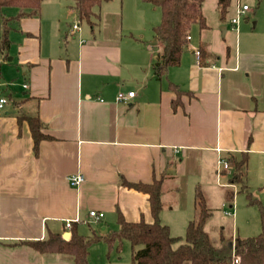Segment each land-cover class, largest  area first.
I'll return each instance as SVG.
<instances>
[{
  "label": "crops",
  "instance_id": "crops-1",
  "mask_svg": "<svg viewBox=\"0 0 264 264\" xmlns=\"http://www.w3.org/2000/svg\"><path fill=\"white\" fill-rule=\"evenodd\" d=\"M236 1L224 21L217 0L213 27L203 13L204 0L205 29L198 39L190 31L180 64L161 79L154 64L162 45L154 36L123 33L106 19L103 29L95 34L96 23L85 37L80 26L68 24L74 9L68 14L64 0H44L37 16L18 19V10L7 14L11 44L7 57H0V94L8 100L0 110V264H74L72 256L40 253L34 244L54 235L65 241L73 233L108 235L119 229L118 210L127 222L152 224L149 195L125 187L122 179L151 184L165 177L160 220L175 237L185 232L176 235L165 212L180 201L181 183L189 176L207 187L201 182L194 186L193 214L181 222L185 231L196 215L197 188L211 210L208 187H215L229 205L223 213L233 219L231 232L222 227L217 239L225 235L235 241L261 233L264 22L257 20L250 28L247 16L244 23L233 24ZM229 24L235 51L221 37L223 28L224 39L230 34ZM198 50L203 53L199 59ZM130 92L135 97L128 104L117 101L119 93ZM35 115L50 137L40 142L38 153L29 122L19 119ZM241 161L243 178L237 183L236 163ZM77 174L85 181L74 187L69 179ZM238 192L258 201V211L250 205L235 207ZM167 196L175 202L166 201ZM91 211L105 217L96 220ZM240 219L245 221L242 232Z\"/></svg>",
  "mask_w": 264,
  "mask_h": 264
},
{
  "label": "trees",
  "instance_id": "trees-1",
  "mask_svg": "<svg viewBox=\"0 0 264 264\" xmlns=\"http://www.w3.org/2000/svg\"><path fill=\"white\" fill-rule=\"evenodd\" d=\"M72 8L78 19L94 26L99 18L98 9L106 0H71ZM159 8L162 14L161 22L154 28L155 38L162 45V52L154 64V73L159 79L167 75L171 67L180 64L183 52L188 44L187 37L192 26L199 24L205 29L202 14L204 0H142ZM44 0H0V57L6 58L10 48L9 22L11 18L5 13L6 9L20 12L18 19L26 16L39 15ZM219 11L225 21L234 0H218ZM203 53L201 52V57ZM171 89L181 95L180 89L171 84ZM29 122L34 139L35 152L39 151V144L50 137L43 134V122L38 115L20 117ZM245 161L236 163V179L239 183L243 178ZM164 180L165 177L154 179L151 184L130 183L122 179V185L149 195L154 222L145 221L130 223L125 220L121 212L117 211L119 229L108 235L100 236L95 232L88 237L72 234L65 241L61 235L50 236L48 240L37 242L34 247L40 253H60L73 257L74 264H89V248L99 242H105L110 247L117 243V250L122 242L127 240L132 247L131 264H264V212L262 211V231L258 236L250 238H227L222 235L213 239L206 230V225L212 216L207 200L198 187L195 194V217L187 225L184 237L172 235L169 226L160 220L164 209ZM233 191L228 194L229 201H233ZM250 204L260 203L248 195ZM179 244L177 247H175ZM239 257V263L236 258Z\"/></svg>",
  "mask_w": 264,
  "mask_h": 264
},
{
  "label": "rangeland",
  "instance_id": "rangeland-1",
  "mask_svg": "<svg viewBox=\"0 0 264 264\" xmlns=\"http://www.w3.org/2000/svg\"><path fill=\"white\" fill-rule=\"evenodd\" d=\"M136 1L138 2L134 3V0H109L107 2L104 1L101 5L102 8L100 11L101 20H97L99 26L97 27V31L95 32V34H97L99 29H103L107 20H111L112 22L115 21V23H117V25L121 28V32L123 33H143L147 39L152 40L153 36L155 37V33L153 34L154 28L155 26H158L161 22V11L159 8L154 7L150 3L143 2L142 0ZM240 2L241 4L248 5L251 9L250 12H247L246 15L240 18V22L244 23L245 17L248 16V25L250 28L254 27L253 23L257 20H259L260 25H262V23L264 22V0H240ZM64 3V8L69 14L72 11L70 7L73 6V2L71 0H64ZM216 7H218L217 0H205L203 13L209 26L214 27L217 24L218 13L217 15L215 14L217 11ZM12 10L15 9H6L5 13L8 14ZM74 11L73 16H70V19L68 20V24L71 26V28L74 25L80 26L83 31L82 34H84L85 37L91 35L92 32L90 25L85 21L81 22L78 19L77 13H75ZM104 12H107L106 16ZM230 16L231 12L228 14L227 18H230ZM112 25H114V23H112ZM228 29L230 34L225 39L223 38V31L220 30L221 37L222 40H224V42H227V44L230 45L231 49L235 51L236 37L232 33V28L230 24L228 25ZM201 31L202 30L200 28V25L194 24L192 26L191 35L194 38L196 37L198 39V36L199 34H201ZM238 35L240 40V28ZM154 47L156 48L155 45ZM200 180V178H195L193 176L185 178L184 181H182L181 183L183 187V192L182 195L179 196L181 197L179 198L180 201H177V205L174 206L172 210H166L165 212V214L170 216L171 220L173 221L172 229L174 230L173 232H176V235H183L185 232V229L181 223L184 220L182 218L193 214L194 186H196L198 182H201V185L204 186V188L205 186L207 187V185ZM208 188H210L213 193L212 196H210L209 203L210 208H212V216L210 222L208 223L207 230L209 231L213 239H217V234L222 227L226 228L227 234L231 232L233 219L223 213V210H229V205L225 206L227 204L224 205L223 200L214 191L218 188ZM236 198L237 203L235 201V207L240 205L242 207L241 209H247L249 208L248 205H250V207H256L258 211V206L250 204V201L248 200L245 193L238 192L236 194ZM166 201H171L172 203L175 202L174 198H171V196H167ZM239 227L241 229V232L243 231V229H245V221L243 219H240ZM178 245L179 244H177L175 247H177ZM131 261L132 247L130 242L127 240H124L122 242L120 250H117V243L113 247H110L105 242L95 243L91 248L90 264H131Z\"/></svg>",
  "mask_w": 264,
  "mask_h": 264
},
{
  "label": "built area",
  "instance_id": "built-area-1",
  "mask_svg": "<svg viewBox=\"0 0 264 264\" xmlns=\"http://www.w3.org/2000/svg\"><path fill=\"white\" fill-rule=\"evenodd\" d=\"M236 4H237L236 17H234L232 19V23L235 24V25H238L241 16L245 15L250 10V7L248 5H246V4H241L240 0H237ZM75 29H78L77 26H75ZM190 40H191V37L189 35L187 37V41L189 42ZM196 55H197V57L199 59L200 56H201V53H200L199 50L196 51ZM133 97H135V92H130L128 94L119 93V95L117 97V101L120 102V103L128 104ZM7 104H8V100L6 98H4L0 94V110H2L5 107V105H7ZM220 164L223 165V169L225 171H230V165H229V163L227 161L221 160ZM69 181H70V184L72 186L76 187V186L81 185L85 181V178H84V176L82 174H77V175L71 176ZM90 217H92V218H94L96 220H101V219H103L105 217V214L102 213V212L91 211L90 212ZM71 227H72V222L68 221L67 228H71ZM239 261H240V258L237 257L235 262L239 263Z\"/></svg>",
  "mask_w": 264,
  "mask_h": 264
},
{
  "label": "water",
  "instance_id": "water-1",
  "mask_svg": "<svg viewBox=\"0 0 264 264\" xmlns=\"http://www.w3.org/2000/svg\"><path fill=\"white\" fill-rule=\"evenodd\" d=\"M223 31H225V28H223Z\"/></svg>",
  "mask_w": 264,
  "mask_h": 264
}]
</instances>
